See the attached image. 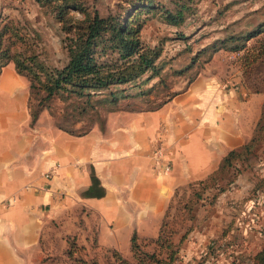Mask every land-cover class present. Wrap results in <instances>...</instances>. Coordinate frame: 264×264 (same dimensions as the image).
Listing matches in <instances>:
<instances>
[{
    "label": "crops",
    "instance_id": "0c3cea01",
    "mask_svg": "<svg viewBox=\"0 0 264 264\" xmlns=\"http://www.w3.org/2000/svg\"><path fill=\"white\" fill-rule=\"evenodd\" d=\"M247 16L243 27L264 18ZM222 50L158 107L109 110L103 128L95 124L81 134L60 128L46 109L31 123L29 81L12 63L4 65L0 264H55L50 256L67 247L68 235L93 227L98 245L125 258L134 255L133 232L156 238L178 187L206 178L230 149L247 142L261 114L264 93L251 91L239 75L223 78L239 66L221 64ZM160 142L170 151L168 172L158 171L152 161ZM91 172L99 184L92 185ZM88 188L94 192L85 193ZM120 227H130L127 253L120 248ZM173 242L180 248L182 240ZM261 247L252 249V256Z\"/></svg>",
    "mask_w": 264,
    "mask_h": 264
},
{
    "label": "rangeland",
    "instance_id": "374dc122",
    "mask_svg": "<svg viewBox=\"0 0 264 264\" xmlns=\"http://www.w3.org/2000/svg\"><path fill=\"white\" fill-rule=\"evenodd\" d=\"M128 1L87 0L90 6L96 7L103 15L123 10L124 6L129 5ZM161 1L169 3V0ZM194 5V12L188 14L179 24L163 21L159 12L142 13L141 16L146 18L141 30L143 40L150 45L162 46L158 64L163 65V80L156 83L148 93L139 95L136 93L148 89L149 85L158 81V78L143 84H128V92L131 95L120 99L117 106L124 107L120 109L138 108L137 106L148 108L165 100L168 95L184 87L205 67L207 61L204 59L208 52L197 56L192 62L191 57L196 50L216 37L242 29L248 24L247 15L264 17V0H195ZM4 22L19 25L20 30L27 34L28 43L48 63L61 65L67 59V51L63 44L64 33L60 23L46 7L35 0H0V25ZM253 42L254 39H251L248 43ZM222 49L221 64L229 62L239 66L236 68L237 71L232 69V72H223V78L233 74L239 75L243 77V82L251 91L259 90L264 93V59L256 58L253 63L245 66L242 51ZM9 63L13 64L11 61ZM181 68L185 69L182 72H174L175 69ZM207 71L210 72L209 69ZM22 75L28 80L24 74ZM62 105L63 101L60 98L54 100L53 107L57 114ZM44 109L51 114L47 108ZM108 109L106 105L100 106L96 118L91 120L90 116H85L77 122L76 127L81 124L89 125L94 122L95 125L97 122H103ZM52 117L55 121L53 115ZM77 130L80 131L82 128ZM262 147L246 165L237 162L240 171L236 172L235 179L227 184L214 204L209 202L207 196L216 192L217 186L207 188L203 192V198L195 203L197 193L194 191L201 188L198 181L178 187L170 202L165 223L172 240L177 242L182 235L184 236L174 264H225L222 262V258L225 257L233 258L235 261L233 264H251V250L264 245V187L257 186L259 179L264 176V141ZM225 182L223 179L218 185H224ZM120 228L123 230L120 248L127 253L129 251L127 232L130 227ZM187 228L190 230L186 233ZM120 232L118 231V234ZM96 237L95 227L82 234L68 235L67 247L65 249L58 247L50 256L51 260L55 264H81L74 260V256H80L89 260L96 259L98 264H121L120 257L113 253L112 248L98 245ZM154 239L150 236H138L140 250L155 252L160 258L166 257ZM72 240L75 241L73 244L70 242ZM69 247L74 251V256L66 253L65 250ZM249 247L250 251H247ZM128 259L138 264L134 255ZM143 264L154 262L148 258Z\"/></svg>",
    "mask_w": 264,
    "mask_h": 264
},
{
    "label": "trees",
    "instance_id": "16d2710c",
    "mask_svg": "<svg viewBox=\"0 0 264 264\" xmlns=\"http://www.w3.org/2000/svg\"><path fill=\"white\" fill-rule=\"evenodd\" d=\"M35 1L46 7L60 23L64 33L63 44L67 51V59L61 65L48 63L28 43L27 34L20 30L19 25L4 22L0 25V71L11 61L16 71L28 78L31 123L37 119L42 109L47 108L60 128L75 134L87 132L92 128L94 122L89 125L81 124L79 127H76V124L85 116H90L91 120L96 118L100 106L106 105L109 107L108 110L124 108L117 105L121 98L131 95L128 92V84L138 85L158 78V81L149 85L148 89L136 93L139 95L148 93L156 83L163 80V65L158 64L162 46L150 45L143 40L141 30L146 18L141 16L142 13L159 12L163 21L179 24L195 10V0H169V3L161 0H129V5L124 6L123 10L103 15L96 7L90 6L87 0ZM251 39H254V42L249 44ZM220 48L242 51L245 66L253 63L256 58L263 60L264 18L238 31L216 37L196 50L191 57L192 62L205 52H208V55L204 61H209L213 53ZM184 69H175L174 72H182ZM175 93L168 95L155 106L148 108L137 106L138 108L129 109L156 108ZM56 98L63 101L58 114L53 107ZM104 123L105 118L103 122H97L101 128L104 127ZM77 128L82 130L79 131ZM263 141L264 101L251 138L241 146L230 149L214 171L206 178L198 180L201 188L194 191L197 193L194 203L203 198V192L207 188L217 186L218 190L207 196L209 202L213 203L218 194L226 189L227 184L235 179L236 172L240 171L237 162L247 163L251 154H254L255 149ZM223 179L226 180L225 184L218 185ZM91 181L92 185L99 184V179L93 172ZM257 186L264 187V176L259 179ZM92 192H94L92 188L85 190V193ZM102 192L103 190H100V193ZM170 206L171 204L154 239L166 257L160 258L155 252L141 251L138 236L133 232L130 239L131 248L138 264H143L148 258H151L154 264H174L178 258L179 247L165 228ZM189 230L190 228H187L185 232ZM183 237L182 235L180 240ZM70 242L73 244L75 241ZM112 251L120 257L121 264H137L123 257L116 249ZM66 253L74 256V251L70 247L66 249ZM74 257V260L81 264H98L96 259ZM251 264H264V246L254 253Z\"/></svg>",
    "mask_w": 264,
    "mask_h": 264
},
{
    "label": "built area",
    "instance_id": "2783aa9c",
    "mask_svg": "<svg viewBox=\"0 0 264 264\" xmlns=\"http://www.w3.org/2000/svg\"><path fill=\"white\" fill-rule=\"evenodd\" d=\"M154 167L161 172H168L172 167V159L168 147L163 143H158L151 151ZM48 174V173H47Z\"/></svg>",
    "mask_w": 264,
    "mask_h": 264
}]
</instances>
